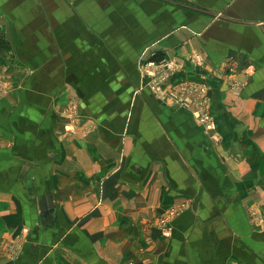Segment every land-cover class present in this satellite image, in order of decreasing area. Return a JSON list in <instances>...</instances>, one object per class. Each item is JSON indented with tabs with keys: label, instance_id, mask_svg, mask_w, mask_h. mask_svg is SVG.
<instances>
[{
	"label": "crops",
	"instance_id": "1",
	"mask_svg": "<svg viewBox=\"0 0 264 264\" xmlns=\"http://www.w3.org/2000/svg\"><path fill=\"white\" fill-rule=\"evenodd\" d=\"M163 59L219 145L147 85ZM1 72L0 264H264V0H0Z\"/></svg>",
	"mask_w": 264,
	"mask_h": 264
},
{
	"label": "rangeland",
	"instance_id": "2",
	"mask_svg": "<svg viewBox=\"0 0 264 264\" xmlns=\"http://www.w3.org/2000/svg\"><path fill=\"white\" fill-rule=\"evenodd\" d=\"M160 68V67H158ZM158 68H150V67H145L144 70H148V69H151L152 71H154V73L157 75L158 73ZM179 71H180V68H179ZM178 69L176 71L175 74H173L172 76H170V80L164 84V86H161V89L162 90V94L160 95V98L165 101V102H168V101H175V102H178V103H182V104H185V105H191V107H195L196 108V103L194 102V93L190 94L189 96L187 95L186 96V93H187V90L190 89V88H207V91H206V96L208 97L209 99V104H208V108H209V113L211 115V117L213 118L214 120V129L213 130H205L201 120L197 117H195L190 110L186 109V108H183V109H186L188 110L193 118L198 122V124L203 128L204 132L206 133L208 139L212 142V144L214 145H219L221 143V136L219 134V131H218V126H217V122H216V119L213 115V112H212V104H211V100H210V90H209V87L205 84V83H196V82H179L177 81L178 83L175 84L174 86L172 87H169L168 84L170 82H172L173 80H175V78H177V75L179 73ZM176 81V80H175ZM11 91H13V87L7 83L3 76H2V72L0 74V98L3 97L4 95H7L8 93H10ZM180 105V104H179ZM180 107V106H179ZM72 121H75V120H72ZM72 126L70 125L69 128H71ZM72 130V128L70 129ZM177 211H173V212H169L168 214V218H175L177 216ZM250 217H251V221L252 223L254 224L255 227H257L258 229H263L264 228V211L259 209V208H252L250 210Z\"/></svg>",
	"mask_w": 264,
	"mask_h": 264
},
{
	"label": "built area",
	"instance_id": "3",
	"mask_svg": "<svg viewBox=\"0 0 264 264\" xmlns=\"http://www.w3.org/2000/svg\"><path fill=\"white\" fill-rule=\"evenodd\" d=\"M192 58L196 64L197 67H200L202 65V58L200 55L198 54H193ZM144 64V63H143ZM145 67H150V68H158V73L156 76V74L154 73V71H152L151 69L148 70H144ZM179 65L177 64V62L175 60H171V59H163L161 61H149L146 62L143 65V77L147 83V85L150 87V89L152 90V92L154 94H156L157 96L160 97V95L162 94V90L161 86H164V84H166L170 79V76H172L173 74L176 73L177 69L179 71ZM206 91L207 88H190L187 90L186 96L194 93V102L196 103V108L195 107H191V105H185L182 103H178L175 101H169L174 105L180 106V108H186L188 110L191 111V113L199 118L205 128V130H213L214 129V120L211 117L210 113H209V108H208V104H209V99L206 96ZM1 96V95H0ZM180 104V105H179Z\"/></svg>",
	"mask_w": 264,
	"mask_h": 264
},
{
	"label": "water",
	"instance_id": "4",
	"mask_svg": "<svg viewBox=\"0 0 264 264\" xmlns=\"http://www.w3.org/2000/svg\"><path fill=\"white\" fill-rule=\"evenodd\" d=\"M54 207L53 198L51 196L42 199L41 210L43 211L44 217L48 218L54 210Z\"/></svg>",
	"mask_w": 264,
	"mask_h": 264
},
{
	"label": "trees",
	"instance_id": "5",
	"mask_svg": "<svg viewBox=\"0 0 264 264\" xmlns=\"http://www.w3.org/2000/svg\"><path fill=\"white\" fill-rule=\"evenodd\" d=\"M161 61V60H160ZM159 62V61H158Z\"/></svg>",
	"mask_w": 264,
	"mask_h": 264
}]
</instances>
